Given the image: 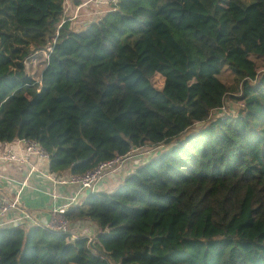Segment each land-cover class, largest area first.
<instances>
[{"label":"trees","instance_id":"16d2710c","mask_svg":"<svg viewBox=\"0 0 264 264\" xmlns=\"http://www.w3.org/2000/svg\"><path fill=\"white\" fill-rule=\"evenodd\" d=\"M110 6L72 31L64 0H0V143L34 141L58 177L165 149L65 212L90 242L2 228L0 264H264V0ZM225 100L240 107L211 117Z\"/></svg>","mask_w":264,"mask_h":264},{"label":"crops","instance_id":"0c3cea01","mask_svg":"<svg viewBox=\"0 0 264 264\" xmlns=\"http://www.w3.org/2000/svg\"><path fill=\"white\" fill-rule=\"evenodd\" d=\"M85 1L87 0H64L63 18H67L66 20L69 21V27L72 31L82 30L91 18L93 19V17H96L94 14L96 13V10L100 11V14L106 12L101 10L100 5H95L96 7L93 12L85 13L83 10L89 4H94L93 2H88L85 6L78 9V15L75 19L68 20L75 12V9ZM103 4H105V2ZM159 147H151L153 148V151H148L145 156H136L127 160L121 169L100 179L94 185L92 190L85 191L77 195L76 201L79 200L80 203L84 196L90 192L106 194L111 193L125 177L131 174L135 168L155 157V155H149L156 152ZM20 148L21 147L17 143L16 139L15 141L8 143H0V155L4 154L6 151H13L17 153L20 151ZM144 159L145 161L142 162ZM29 166H37V170L40 172L45 170L43 163L33 157H30L28 161L22 164L0 160V201H16V209L9 210L1 216L0 225L3 223H11V220L18 216L19 210L28 212L32 216L33 221L44 223L49 220L50 210L53 207L65 204L67 197H72L76 192L77 188L75 186L57 185L48 182L44 179L43 175L39 174L38 171H33L28 174ZM65 176L68 175L63 174L60 177ZM84 193L85 195H83ZM52 195H55L54 199L51 198ZM72 206L73 205L69 207ZM69 233L81 237H94L96 234V227L88 220L75 221L69 224Z\"/></svg>","mask_w":264,"mask_h":264},{"label":"built area","instance_id":"2783aa9c","mask_svg":"<svg viewBox=\"0 0 264 264\" xmlns=\"http://www.w3.org/2000/svg\"><path fill=\"white\" fill-rule=\"evenodd\" d=\"M88 2H94L96 6L100 5L99 0H87L75 9V12L69 17L68 20L75 19L78 15V9L82 6H85ZM114 2L115 0H108L106 4L112 5ZM100 13L101 12L98 11L95 14L96 16H98L100 15ZM221 109H223V107ZM16 141L21 147L20 151L17 153L13 151H6L4 154L0 155V160L22 164L28 161L30 157H33L34 159L43 163L45 170H43V172H40L39 170H37V166H29L28 174L33 171H38L39 174L43 175L45 180L52 184L72 185L75 186L77 189L72 197H67V201L65 204H62L58 207H53L50 210L48 221L44 223L35 222L32 220V216L28 212L19 210L18 216L15 219L11 220V222H17L16 226L23 224L27 226L28 224H30L48 230L58 231L66 234L68 233L72 239H76L78 235L69 233V222L64 217V214L70 208L69 206H74L79 203V200L76 201V196L82 192L92 190L94 185L100 179L107 175L115 173L116 171L122 168L123 164L127 160H130L131 158L139 155L137 151L138 149H132L125 156H113L110 160L98 163L92 169L86 171L81 175H68L65 177H58L48 172V154L37 143L25 138L16 139ZM150 151H153V148H151ZM83 195H85V193ZM51 198L54 199L55 195H52ZM12 209H16V201H0V217ZM87 242H90L89 237H87Z\"/></svg>","mask_w":264,"mask_h":264},{"label":"rangeland","instance_id":"374dc122","mask_svg":"<svg viewBox=\"0 0 264 264\" xmlns=\"http://www.w3.org/2000/svg\"><path fill=\"white\" fill-rule=\"evenodd\" d=\"M107 1L108 0H100V7H101V10L102 11H106L107 12V11L110 10V7L111 6L109 4H106ZM104 2H105V4H103ZM95 5H96L95 3L94 4H89L83 11L85 13H91V12H93L95 10V7H96ZM97 11L98 10H96L95 12H97ZM95 16H96V14H95ZM74 25H76V24H74ZM45 58H46V54L44 52H38L36 54H33L30 58H28L24 62V70H25V73L28 76L32 77V79H34L35 81H37L38 78H39L40 71L43 68V65H44V62H45ZM250 58L256 64L257 70L258 71H262L263 68L261 67V61H260V59H256L255 57H250ZM217 78L221 82L229 83L231 76H230L229 72L226 69H223L217 75ZM150 82L153 85V87L159 89L160 86H161V84H162V78L158 74H155V75H153L151 77ZM239 107H240V103L234 102V101H231V100H225L224 101V108L223 109H220L218 111L212 112L211 117L220 116V115L225 114V113L233 114ZM12 141H15V140H12ZM150 149H151V147H147V146L142 147V148H139L137 150L138 151V154H139L138 156H141L142 157V156L147 155L146 153L148 151H150ZM163 149H165V147L164 146H162V147L160 146L159 149L156 152L151 153L149 156L156 155L160 151H162ZM149 156H147V157H149ZM143 161H145V159L142 160V162Z\"/></svg>","mask_w":264,"mask_h":264},{"label":"water","instance_id":"95a60500","mask_svg":"<svg viewBox=\"0 0 264 264\" xmlns=\"http://www.w3.org/2000/svg\"><path fill=\"white\" fill-rule=\"evenodd\" d=\"M16 225H17V222L3 223V224L0 225V229H2V228H11V227H14Z\"/></svg>","mask_w":264,"mask_h":264},{"label":"clouds","instance_id":"9594fccd","mask_svg":"<svg viewBox=\"0 0 264 264\" xmlns=\"http://www.w3.org/2000/svg\"><path fill=\"white\" fill-rule=\"evenodd\" d=\"M47 57V56H46ZM24 225V224H23Z\"/></svg>","mask_w":264,"mask_h":264}]
</instances>
